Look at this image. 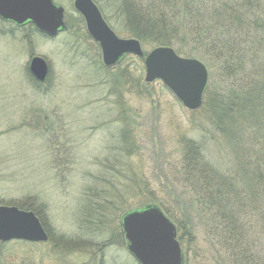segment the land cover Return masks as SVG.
<instances>
[{
	"label": "rangeland",
	"instance_id": "obj_1",
	"mask_svg": "<svg viewBox=\"0 0 264 264\" xmlns=\"http://www.w3.org/2000/svg\"><path fill=\"white\" fill-rule=\"evenodd\" d=\"M52 1L65 9L69 28L55 38L32 25L17 27L0 20V206L40 210L58 248L49 242L7 243L0 264H140L127 248L122 218L151 205V195L165 202L185 226V210H178L169 194L172 188L179 194L187 188L179 172L183 140L201 144L204 165L222 175L242 174L245 162L250 177L251 171H264V100L253 110L259 123L251 110L238 118L218 109L230 86L264 68V47L253 23L262 15L251 11L247 56L256 68L251 71L250 66L247 77H226L220 62L209 68L201 50V59L192 57L205 64L210 87L203 106L190 111L162 82H145L143 60L132 57L119 68L105 67L99 46L78 23L75 0ZM93 1L113 31L129 38L119 19L126 8L123 0ZM155 48L143 45L146 54ZM34 57L49 66L43 84L30 73ZM145 187L149 195L143 194ZM258 197L247 207L250 217L244 224L251 259L264 264V223L251 231V212L264 214V191ZM198 199L192 190L182 198L194 203L189 223L198 236L193 250L200 256L191 257L190 264H209L221 247L206 235L211 216H199Z\"/></svg>",
	"mask_w": 264,
	"mask_h": 264
},
{
	"label": "trees",
	"instance_id": "obj_2",
	"mask_svg": "<svg viewBox=\"0 0 264 264\" xmlns=\"http://www.w3.org/2000/svg\"><path fill=\"white\" fill-rule=\"evenodd\" d=\"M123 2L126 8L119 19L128 28L126 35L129 38H135L143 45L152 43L155 47L173 48L184 58H200L197 52L201 50L204 53L202 61L213 70L220 62L221 71L226 73V77H240V75L247 77L250 66L251 71L252 67L255 70V60L250 62L247 56L251 50V11L260 12L262 15L256 18L259 20L258 23H253L257 31L256 37L261 38L259 41L264 47V27L260 24L264 22V0H123ZM104 18L110 25L108 19ZM78 19L79 24L85 25L80 16ZM68 22H71V19H68ZM245 38L249 43L243 42ZM217 56L221 58L218 59ZM129 58L132 57L125 58L116 68ZM256 71L251 79L241 78L236 87L237 82L230 86V94L224 97L222 106L218 107L224 110L222 115L230 114L241 118L244 113L251 110V118L255 117L253 110L259 108L256 103L260 99L264 100V68L257 67ZM254 121L259 123L257 118H254ZM181 143L183 158L179 172L187 188L182 189L181 194L178 189L172 188L169 194L175 200L174 206L178 210H185L183 212L185 226L179 217L166 208L165 202L156 200L157 198L154 199L150 195L149 203L161 207L178 226L179 242L184 253L183 264H190L193 256L195 259L200 256L193 250L198 236L195 228L189 223L191 220L188 211L194 207V203L192 200H182L191 190L199 197L196 203L201 211V214L198 212L199 216H211L206 226V235L213 237L221 247L220 252L212 254L209 264H256L251 259L249 228L244 221L245 218L250 217V215L247 217L249 213L247 207L251 204L252 208L259 199V192L264 191V181L260 180V178L264 179L262 176L264 171L259 172V169L251 171L250 177L249 172L246 173L249 169L246 163L249 162H245L242 166V174L222 175L220 170L204 165V151L201 144L192 140H183ZM147 192L145 187L143 194L149 195ZM32 207L18 206L21 210L35 213L48 232L40 210ZM252 212L251 231L254 232L259 222L264 223V214ZM48 234L49 244L55 249L58 248V243H53L52 236ZM6 247L7 244L0 243V252Z\"/></svg>",
	"mask_w": 264,
	"mask_h": 264
},
{
	"label": "water",
	"instance_id": "obj_3",
	"mask_svg": "<svg viewBox=\"0 0 264 264\" xmlns=\"http://www.w3.org/2000/svg\"><path fill=\"white\" fill-rule=\"evenodd\" d=\"M74 8L99 46L105 67H116L128 56L143 59L147 84L161 81L190 111L202 107L209 83V72L202 62L183 58L170 47H157L146 55L138 40L116 35L93 0H75ZM0 20L17 27L32 24L48 38L68 31L65 9L52 0H0ZM30 73L43 84L49 66L43 58L34 57ZM122 226L128 250L140 264H183L177 227L157 205L127 213ZM13 241L40 244L48 242L49 236L35 213L0 206V243Z\"/></svg>",
	"mask_w": 264,
	"mask_h": 264
}]
</instances>
